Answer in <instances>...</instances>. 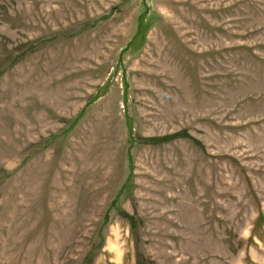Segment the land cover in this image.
I'll return each mask as SVG.
<instances>
[{
	"label": "rangeland",
	"instance_id": "obj_1",
	"mask_svg": "<svg viewBox=\"0 0 264 264\" xmlns=\"http://www.w3.org/2000/svg\"><path fill=\"white\" fill-rule=\"evenodd\" d=\"M0 264H264V0H0Z\"/></svg>",
	"mask_w": 264,
	"mask_h": 264
}]
</instances>
